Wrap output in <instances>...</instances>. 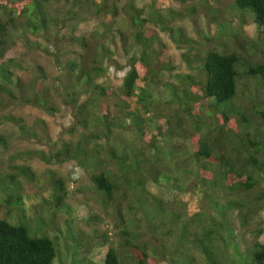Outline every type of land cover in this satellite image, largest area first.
I'll list each match as a JSON object with an SVG mask.
<instances>
[{"label": "trees", "instance_id": "16d2710c", "mask_svg": "<svg viewBox=\"0 0 264 264\" xmlns=\"http://www.w3.org/2000/svg\"><path fill=\"white\" fill-rule=\"evenodd\" d=\"M51 1L0 0V108L15 100L54 110L47 92L41 96L36 92L38 87L20 77L14 82L15 70L22 69V64L17 59L5 58L20 25L25 29L23 36L48 32ZM58 1L86 8L109 20L102 24L107 30L97 32L101 38L95 36L90 40L80 33L72 38L84 52L68 62L70 75L77 86L90 89L91 95L80 103L79 91L73 92L82 129L80 137L65 141L50 154L37 153L48 162L76 160L90 174L104 209L116 206L119 246L127 254L122 257L119 248L112 246L106 264H126L129 253L134 264H157V255L151 254L150 244L141 240L142 231L157 233L161 250L165 254L173 253L174 248L182 262L190 258L187 253L191 248L198 247L208 264H264V243L259 240L264 226L252 230L250 241L240 240L243 235H239L240 228H248L264 211V40L258 47L259 55L230 49L222 42V48L206 51L200 75H180L186 77L187 86L195 93L185 87L184 96H180L175 90L172 102L182 100L180 106L189 120L184 123L181 116L167 115L158 129L160 136L188 140L193 147L198 166L197 186L202 190L205 205L195 216L184 219L181 212L167 213L166 202L148 187L149 182H161L172 171L160 154L155 135L147 129L148 121L162 116L161 102L153 93V86L161 81L158 78L161 69L155 68L158 64L151 55L159 34L153 28H146L151 21L163 20L160 0ZM139 1H149L151 10L147 12L144 6L139 7ZM234 8L252 13L255 22L264 26V0H234ZM121 13L129 16L135 28V45H142L143 53L129 56L130 69L124 77L117 105L127 117L134 118L141 138L148 143L144 146L119 140L124 125L112 112L113 92L97 82L108 72L109 67L104 63L112 54L103 35L114 28ZM118 32L125 51L130 54L129 35L122 30ZM39 69L46 78L43 68ZM41 76L37 77L38 81ZM139 81L143 85L139 86ZM9 144L7 136L0 133V149H7ZM10 167L9 172L0 171V206L18 211L19 219L15 223L0 218V264H53L60 256L59 238L44 233V227L32 229L22 206L19 178L34 182L36 174L26 164L11 162ZM50 173L52 192L51 198L44 200L47 204L44 209L50 210L48 205H52L54 211L50 215L54 219L67 204L69 190L64 178ZM235 211L238 225L231 216ZM39 219L43 220V215ZM67 224V231L71 232L68 250L81 247L74 220L67 219ZM242 241L246 242L244 250ZM87 262L88 257L80 259V264Z\"/></svg>", "mask_w": 264, "mask_h": 264}, {"label": "rangeland", "instance_id": "374dc122", "mask_svg": "<svg viewBox=\"0 0 264 264\" xmlns=\"http://www.w3.org/2000/svg\"><path fill=\"white\" fill-rule=\"evenodd\" d=\"M159 2L162 4L160 14L165 22L151 21L146 28H153L159 34L151 55L158 64L155 68L161 69L158 72L161 81L153 86V93L156 100L161 102L162 116L148 121L147 129L155 135L160 154L171 166L172 171L168 178L161 182L151 181L148 187L166 202L167 213L181 212L184 219H189L205 205L202 190L197 186L198 166L193 158V147L188 140L160 136L158 125H163L166 116L171 114L181 116L184 123L189 120L183 106H180L182 100L172 102L173 91H179L180 96H184L183 89L188 86L186 77L182 76L200 75L202 59L207 50L222 48L223 42L230 49L249 50L259 55L257 50L264 40V26L261 27L255 22L252 13L235 9L234 0ZM138 6H144L147 12L151 10L149 1H139ZM48 12L51 23L48 32L45 35L28 33L23 36L25 29L20 25L14 33L15 39L10 43L5 58L17 59L22 64V69L15 70L14 82L20 77L28 84L38 87L36 92L41 96L47 92L49 105L54 110L15 100L5 108H0V133L6 135L10 142L7 149H0V171H11L10 164L14 162L26 164L35 172L34 182L24 177L19 178L23 193L22 206L26 208L27 223L32 229L44 227V233L59 238L57 242L60 256L53 264H80L83 257H88L86 264H106V257L112 246L119 248L122 257L127 254V251L119 246L116 206L104 209L90 174L76 160L48 162L37 152L50 154L65 141L77 140L80 137L82 129L78 123V108L73 99V92L79 91L80 103L91 95L90 89L77 86L70 75L68 62L78 59V54L84 52L72 38L76 33L85 34L90 40L101 38L97 32L107 30L102 24L109 19L107 16H96L86 8L58 0L49 3ZM118 30L129 35V47L132 50L130 54L125 51ZM134 31L129 16L121 13L114 28L104 33L112 54L104 63V66L109 67L108 72L97 82L113 92L112 112L124 125V129L119 133V140L122 143L144 146L148 143L141 138L134 118L127 117L117 105L124 77L130 69L129 56H141L143 53V46L135 45ZM39 67L43 68L46 78L39 73ZM39 76L42 78L38 81ZM138 84L143 85V82L139 81ZM188 89L194 92L192 87ZM30 151L32 153L28 154ZM51 171L66 180L69 190L67 204L62 210H58L54 219L50 215L54 211L53 206L48 205L51 211L44 209L47 207L44 200L51 198ZM39 215H43L44 219L37 220ZM237 215L238 212L235 211L231 216L238 225ZM0 218H8L16 223L19 219L18 211L0 206ZM67 219H73L76 230L80 232L77 238L82 246L79 248L68 250L67 246L71 242L68 237L71 232L67 231ZM263 226L264 211L255 217L248 228L239 229V235H243L240 240L250 241L252 230ZM156 237L159 235L155 232H141V240L150 244L152 255H157V264H208L198 247L189 250L187 255L190 258L184 262L178 260L180 254L178 255L174 248L173 253L165 254L161 250V242ZM259 240L264 243V232ZM241 248H246V242L242 241ZM130 255L129 253L126 259L129 261L126 264H134Z\"/></svg>", "mask_w": 264, "mask_h": 264}]
</instances>
